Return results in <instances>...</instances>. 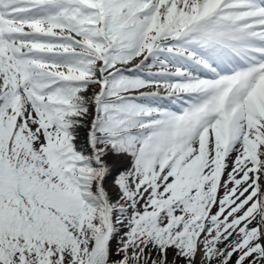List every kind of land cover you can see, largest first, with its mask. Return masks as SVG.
Here are the masks:
<instances>
[{
    "label": "snow or ice",
    "instance_id": "1",
    "mask_svg": "<svg viewBox=\"0 0 264 264\" xmlns=\"http://www.w3.org/2000/svg\"><path fill=\"white\" fill-rule=\"evenodd\" d=\"M0 264H264V0H0Z\"/></svg>",
    "mask_w": 264,
    "mask_h": 264
}]
</instances>
